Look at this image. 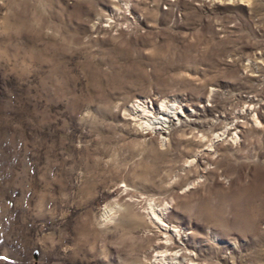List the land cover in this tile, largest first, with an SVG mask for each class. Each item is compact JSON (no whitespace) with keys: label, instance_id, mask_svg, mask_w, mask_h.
<instances>
[{"label":"rangeland","instance_id":"1","mask_svg":"<svg viewBox=\"0 0 264 264\" xmlns=\"http://www.w3.org/2000/svg\"><path fill=\"white\" fill-rule=\"evenodd\" d=\"M0 264H264V0H0Z\"/></svg>","mask_w":264,"mask_h":264},{"label":"bare ground","instance_id":"2","mask_svg":"<svg viewBox=\"0 0 264 264\" xmlns=\"http://www.w3.org/2000/svg\"><path fill=\"white\" fill-rule=\"evenodd\" d=\"M138 106H139V105H138ZM135 108H136V110L138 109L137 106H136ZM139 110H140V109H139ZM177 113L179 114L178 111H177ZM177 113H176V114H177ZM143 115H144V114H143ZM147 115H148V114H147ZM147 115H146V118L148 117ZM163 115H164V116H157V117H155V122H154V124H156V127H155L156 129H161V130H162V129H163L162 127H163V125H164L163 123H167V125H168L169 127L171 126L172 123L170 122V120L167 119V117H165V116H169V115H170V114H169V111L164 112ZM171 115H174V118H172V119H176V120H175L176 122H179V121H180V120L178 119V117H176V115H175L174 112H172ZM178 116H179V115H178ZM142 117H143V116H142ZM171 117H172V116H171ZM175 117H176V118H175ZM180 117H181V115H180ZM177 119H178V120H177ZM140 120H141V119H140ZM145 120H146V119H145ZM186 120H188V119H186ZM191 120H193V119H190L189 121H191ZM176 122H175V123H176ZM141 123H142V122H141ZM143 123H144V122H143ZM145 123H146V122H145ZM152 123H153V122H152ZM175 123H174V124H175ZM176 124H177V123H176ZM164 127H165V126H164ZM171 127H172V126H171ZM163 132H164V131H163ZM162 227H163V226H162Z\"/></svg>","mask_w":264,"mask_h":264}]
</instances>
